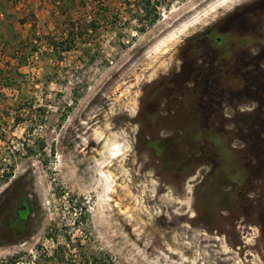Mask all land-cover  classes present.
Wrapping results in <instances>:
<instances>
[{"label": "rangeland", "instance_id": "374dc122", "mask_svg": "<svg viewBox=\"0 0 264 264\" xmlns=\"http://www.w3.org/2000/svg\"><path fill=\"white\" fill-rule=\"evenodd\" d=\"M148 1L0 0V262L264 264L263 178L239 192L228 157V181L207 176L208 164L184 179L199 153L178 146L170 166L162 158L176 148L158 147L174 89L203 63L202 40L257 0ZM227 30L223 46L241 42ZM262 111L224 134L253 144L252 159ZM71 196L88 205L78 229ZM53 227L71 241L58 236L64 256L48 260Z\"/></svg>", "mask_w": 264, "mask_h": 264}, {"label": "flooded vegetation", "instance_id": "af4514ba", "mask_svg": "<svg viewBox=\"0 0 264 264\" xmlns=\"http://www.w3.org/2000/svg\"><path fill=\"white\" fill-rule=\"evenodd\" d=\"M228 28L242 37L239 45L232 43L223 46V37ZM202 48L204 51L200 59L203 63L197 62L198 67L192 66L187 70L188 73L190 71V78L193 76L191 82H186V73V78L173 91V95L178 93L180 96H176L169 106L171 111L164 115L171 135L165 137L158 147L169 145L176 148L163 155V162L167 161L170 166L175 164L173 159L178 146L188 153H199L196 159L185 160L181 170L186 169L187 165L192 169L184 171V179L199 172L198 166L208 164L211 169L206 175L218 176L226 182L234 172L233 161H229L228 157H237L235 160H239L241 171L239 192H243L249 180L259 181L263 178L264 182V139L260 153L252 159L253 144L238 147L229 142L225 135L237 132L234 119L251 117V113H254L256 120L263 115L264 0L247 2L235 10L225 25L209 31L208 37L202 40ZM195 75L197 78H194ZM254 98H257L255 108H250ZM233 148L237 149L235 154ZM238 197L241 198V195ZM236 200L239 201L238 198Z\"/></svg>", "mask_w": 264, "mask_h": 264}, {"label": "trees", "instance_id": "16d2710c", "mask_svg": "<svg viewBox=\"0 0 264 264\" xmlns=\"http://www.w3.org/2000/svg\"><path fill=\"white\" fill-rule=\"evenodd\" d=\"M149 1H153V0H149ZM147 2L148 4L150 2ZM159 2H153V7L157 8L159 6L158 4ZM143 10L146 11L145 6H143ZM141 29V28H140ZM142 31V30H139ZM41 150H43V147L41 145ZM4 176H1L2 179V183H6L9 179H10V174L7 173L5 175V173L3 172ZM75 201V203L73 202ZM67 203L71 206V207H75L78 210V216L76 218V220L73 222L74 225V229H78L80 227V225H85L87 218H88V205L86 204V202L82 201V200H77L75 198V196H71L70 198H67ZM21 216L25 215L22 214V212H19ZM81 229V228H80ZM85 230V228H82ZM64 230L65 233H61ZM85 234H87L86 230L84 232ZM63 236L65 239H67V241L70 243L71 241V237L69 236V233L66 231V228L62 229V228H57V227H53L49 230V232L46 235V238L50 241H52L53 243H56L57 247L55 248V250H53V254L51 256H49L48 260H54L55 256H64L63 252H61L59 254V248L60 245L57 244L58 242V236ZM77 246V245H76ZM72 247H74V245H72ZM78 247V246H77ZM40 257H43V254H40L38 256V258L40 259ZM20 259V255L16 254L13 257H10L9 259L5 260V261H1L0 264H18V260ZM62 259V258H61ZM94 262L98 261L97 258H93Z\"/></svg>", "mask_w": 264, "mask_h": 264}]
</instances>
